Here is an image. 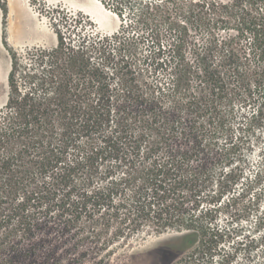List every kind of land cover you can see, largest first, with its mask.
<instances>
[{
  "label": "trees",
  "instance_id": "obj_1",
  "mask_svg": "<svg viewBox=\"0 0 264 264\" xmlns=\"http://www.w3.org/2000/svg\"><path fill=\"white\" fill-rule=\"evenodd\" d=\"M99 1L120 21L111 36L57 31L51 50L10 53L0 264L103 261L145 231L165 236L159 264L264 254V188L252 192L264 172L237 194L250 197L241 208L219 203L240 179L232 155L264 122V0ZM230 209L258 235L221 254L233 231L218 212Z\"/></svg>",
  "mask_w": 264,
  "mask_h": 264
},
{
  "label": "rangeland",
  "instance_id": "obj_2",
  "mask_svg": "<svg viewBox=\"0 0 264 264\" xmlns=\"http://www.w3.org/2000/svg\"><path fill=\"white\" fill-rule=\"evenodd\" d=\"M119 24L118 17L99 0H0V107L5 104L8 95L10 53L26 59L38 50L55 48L57 31L64 38L71 36L72 39H77L78 36L88 37L93 33L98 37H107L117 31ZM159 29L164 34L166 24L161 23ZM197 85L198 82L195 81L193 87L199 91ZM253 108L246 112L245 118L252 114ZM243 123L245 122L239 124L238 129ZM261 124L245 136V144L240 145L238 151L232 155L231 163L240 169L241 175L236 183L237 186L234 185L231 193L225 194L219 201L221 207L231 199L238 202L237 208L245 205L250 197L241 201V199L237 200V194L245 183L254 180L258 169L264 172V163L261 160L264 158V122ZM236 127L237 124L233 127V142H237L241 136L240 129L236 130ZM219 145L224 146L226 143L224 140H219ZM263 188L264 184L254 187L252 192L259 193ZM234 190H236L235 193ZM259 205L264 207V196ZM218 213L220 223L222 221L224 223L219 228L233 231L232 236H229L232 238L231 242H225V248L222 249L221 254L233 251V243L246 236L258 235V233L254 234L253 229L256 228L252 223V217L250 224L234 226L229 219L233 213L232 209ZM164 237L151 231L133 235L120 245L114 246L103 261H100L98 257L94 258L95 256L89 252V264H159L157 246ZM219 259L215 257L209 264H218ZM231 264H264V254L260 253L259 248L254 251V257L251 260L246 259L238 251Z\"/></svg>",
  "mask_w": 264,
  "mask_h": 264
}]
</instances>
